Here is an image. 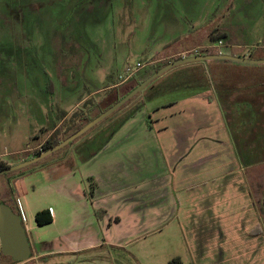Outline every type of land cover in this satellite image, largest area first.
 Masks as SVG:
<instances>
[{
  "label": "rangeland",
  "instance_id": "374dc122",
  "mask_svg": "<svg viewBox=\"0 0 264 264\" xmlns=\"http://www.w3.org/2000/svg\"><path fill=\"white\" fill-rule=\"evenodd\" d=\"M212 31L227 36L212 39ZM228 47L236 54L260 57L264 49V0H0V164L31 158L55 130H65L68 120L59 123L63 113L71 117L89 101L110 98L106 86L112 80H123L129 68L135 73L118 85L121 94L134 86L144 71L146 74L167 60L170 53L177 52L173 59L193 56L195 49ZM202 62L171 68L157 84L138 93L121 115L136 104L152 109L198 90L208 91L204 85L216 80L217 61L208 60L207 70ZM261 66L252 64L246 71L262 76ZM229 72L238 79L244 70L227 69L226 75ZM88 79H94V85L87 83ZM98 89L101 92L90 95ZM230 124L236 135L252 138L248 144L244 140L242 147L257 151V159L248 164L255 165L254 173L259 174L255 191L247 174L243 179L239 171L233 186L229 181L223 190L225 197L221 205L216 204L221 207L216 213V206L210 212L200 204L189 216L174 215L165 226L145 231L142 237L130 236L129 242L120 245L115 235L129 231L123 226L107 232L97 221L98 210L90 206L83 224L63 231L61 238L56 235L61 230L58 224L48 228L51 248L59 253L20 264H168L177 257L181 264H264V161L259 160L264 157L260 155L264 125L250 128L258 132L249 136L247 131L237 133L236 118H230ZM69 147L39 163L3 174L0 181H11L13 187L27 181L29 189L25 191L35 199L55 201L59 210L62 204L81 209L72 193L49 196L51 189L56 192V186L48 182L49 175L62 177V165H73V156L78 155V150L68 153ZM65 153L69 161L61 163L60 156ZM16 205L22 217L20 197ZM1 256L3 262L14 261L3 253Z\"/></svg>",
  "mask_w": 264,
  "mask_h": 264
},
{
  "label": "crops",
  "instance_id": "0c3cea01",
  "mask_svg": "<svg viewBox=\"0 0 264 264\" xmlns=\"http://www.w3.org/2000/svg\"><path fill=\"white\" fill-rule=\"evenodd\" d=\"M229 47L218 51L252 57V54L242 52L236 54ZM176 53H170L166 59H171ZM258 59H264V49ZM216 61L217 78L213 84L204 87L208 91L198 90L184 99L156 104L152 109L145 106L129 118L91 158L84 160L78 152L77 156L74 155L76 157L73 156V165H62L65 171L62 177L49 175L48 182L56 186V192L50 188L49 196L54 198L59 192L72 193L81 209L65 208L62 204L59 210L55 201L35 199L25 191L29 189L27 181L23 185L16 182L15 187L11 181H0L1 200L18 213L16 199L20 197L23 203V224L32 246L31 257L24 262L59 253L51 248L53 240L48 228L58 224L61 230L56 235L61 238L63 231L83 224L84 213L90 206L95 212L102 211L97 221L107 232L123 226L129 231L115 235L117 238L114 239L120 245L129 242L130 236L142 237L145 231H155L165 226L174 215L185 213L189 216L194 212L193 208L200 204L204 211L211 212L217 203L221 205L225 197L223 190L229 187V181L233 186L239 171L243 179L244 173L247 174L255 191L254 187L260 181L259 174L254 173L257 167L248 166L254 160L246 163L239 155L238 145L243 144L245 138L234 133L230 118H236L239 122L238 134L247 131L252 136V132L258 130L250 128L264 125V74L247 73L246 70L255 63ZM200 64L206 70L210 67L207 61ZM260 64L263 66L258 68L264 70V63ZM236 67L244 70L238 79H234L230 72L226 75L227 69L230 71ZM132 70L118 83L112 80L109 87L121 85L124 79L135 73ZM121 78L120 75L118 79ZM87 83L94 85V79H88ZM99 92L101 89L90 95ZM121 114L117 113L114 118ZM148 116H151V123H148ZM69 118L70 113H63L59 123ZM246 126L249 129L246 130ZM101 127L87 135L88 131L84 133L85 136L79 137L84 139L69 145L71 148L67 152L79 150L84 145L88 146L87 153L94 150L98 144L91 143L90 139ZM247 140L246 143H249ZM68 153L61 154V163L69 161ZM92 184L96 187L94 194L90 192ZM14 190H17V194ZM45 208L51 209L53 221L39 226L35 215ZM214 209L216 213L221 207ZM1 253L0 245V264H20L3 262Z\"/></svg>",
  "mask_w": 264,
  "mask_h": 264
},
{
  "label": "trees",
  "instance_id": "16d2710c",
  "mask_svg": "<svg viewBox=\"0 0 264 264\" xmlns=\"http://www.w3.org/2000/svg\"><path fill=\"white\" fill-rule=\"evenodd\" d=\"M216 31V30H215ZM212 31L210 36L212 39H221L226 37V34H222V35H216V32ZM212 53H220L218 50H211V49H204V50H200L199 54H212ZM182 56H179L177 58H171L168 60H165L163 63L158 64L156 67H152L151 70L146 71V74L143 72L142 76L139 77L138 79H136V84L134 86H132L128 91H126L124 94H121L120 89L118 87V85L113 87H109V85L106 86V91L109 90L106 94V96H110V98L105 99L102 101H89L88 103H86L84 106L86 108H81L80 111H76L75 113H73L71 115V117L68 119L67 124H66V128L65 130L62 132L61 130L57 129L55 130V132L53 133V135L43 144V146L38 149L37 151H35L32 155V157L36 156L37 154L41 153L42 151H45L49 148H51L52 146L58 144L59 142H61L62 140H64L65 138H67L68 136H70L71 134L75 133L76 131H78L81 127H83L85 124H87L89 121H91L92 119H94L96 116H98L100 113H102L103 111H105L106 109H108L109 107H111L113 104H115L118 100H120L125 94H127L129 91H131L133 88H135L138 84H140L145 78H147L149 75H151L153 72L157 71L159 68H161L162 66L168 64L171 61H174L175 59L181 58ZM144 75V76H143ZM161 78V77H159ZM159 78H157L156 80H154L153 82H151L145 89L147 90L150 86H152L154 83L157 82V80H159ZM158 83V82H157ZM156 83V84H157ZM116 84V83H115ZM209 82H205V85H208ZM109 87V88H108ZM114 91V95L112 96V92ZM110 94V95H109ZM112 96V97H111ZM138 96L135 95L133 98H131L127 103H125L122 107H120L117 111H115L113 114H111L110 116H108L105 120L101 121L99 124H97L94 128H92L90 131H88L85 135H87L89 132L93 131L94 129H97L99 127H101L99 129V132L95 135L94 138L90 139L91 143H95L98 144V146L94 149V150H90V152L87 153V145H84L83 147H81L78 151L80 152V154L82 155V158L84 160H87L89 158H91L96 152H98L100 149H102L110 140V138L115 134V132L131 117H133L139 110H141L142 104L141 105H135L134 107H131L129 110H127L123 115L117 117L114 119V121L111 124H108V121L115 117L117 115V113H120L122 110H124L127 106H129L133 100L135 99V97ZM96 110V112H95ZM151 123V116H148V123ZM151 126V124H149ZM83 135V136H85ZM80 139V138H78ZM78 139L70 142L67 146L75 143ZM66 146V147H67ZM238 152L239 155L241 156L242 159H244V161L246 163H248L251 160L257 159L256 158V149H252L251 148H246L245 149L242 147V145H238ZM65 147V148H66ZM64 149V148H63ZM54 154V153H53ZM264 154V148L262 150V152L260 153V155ZM259 155V156H260ZM259 160H263L264 161V157H259ZM40 162V161H39ZM38 162V163H39ZM8 163H1L0 164V168H3L5 166H7ZM95 185L92 184L91 185V194L95 193ZM0 202H4L6 203L4 200L0 199ZM102 211H98V216H100ZM35 220L36 223L39 226H43L46 224H49L53 221V214L51 209L49 208H45L42 209L40 211H38L35 215ZM5 256V255H4ZM6 257L12 259L10 256ZM13 260V259H12ZM15 263H19L17 261H14ZM168 264H181V260L180 258H175L172 261H170Z\"/></svg>",
  "mask_w": 264,
  "mask_h": 264
},
{
  "label": "water",
  "instance_id": "95a60500",
  "mask_svg": "<svg viewBox=\"0 0 264 264\" xmlns=\"http://www.w3.org/2000/svg\"><path fill=\"white\" fill-rule=\"evenodd\" d=\"M230 60L243 63H255L260 64L264 63V59H253L249 57L236 56L229 53H212V54H199L193 56H184L174 61L169 62L168 64L162 66L157 71L153 72L147 78H145L140 84L135 88L125 94L120 100H118L111 107L100 113L94 119L89 121L78 131L71 134L58 144L52 146L51 148L42 151L34 157L26 159L22 162L7 165L3 168H0V176L6 173L14 172L20 169H23L27 166L35 164L42 159L50 156L51 154L61 150L67 146L70 142L78 139L84 133L92 129L98 123L106 119L125 103H127L131 98H133L138 93L142 92L151 82L159 78L161 75L166 73L171 68L178 66L187 62H196V61H208V60ZM0 245L1 250L4 255L10 256L14 261L24 262L27 261L32 254V246L28 238L26 229L24 227L22 217L15 209L7 203L0 202Z\"/></svg>",
  "mask_w": 264,
  "mask_h": 264
},
{
  "label": "built area",
  "instance_id": "2783aa9c",
  "mask_svg": "<svg viewBox=\"0 0 264 264\" xmlns=\"http://www.w3.org/2000/svg\"><path fill=\"white\" fill-rule=\"evenodd\" d=\"M220 43H222V40L220 41ZM199 51H200V50L195 49L193 53H194L195 55H198ZM139 66H141V64H139ZM131 70H132V69H130V68L128 69V71H131ZM132 71H133V70H132Z\"/></svg>",
  "mask_w": 264,
  "mask_h": 264
}]
</instances>
